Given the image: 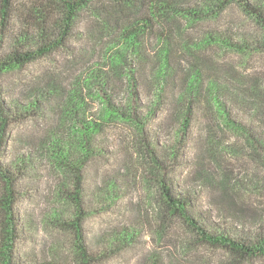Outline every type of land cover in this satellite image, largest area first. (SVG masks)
I'll list each match as a JSON object with an SVG mask.
<instances>
[{
    "label": "rangeland",
    "instance_id": "rangeland-1",
    "mask_svg": "<svg viewBox=\"0 0 264 264\" xmlns=\"http://www.w3.org/2000/svg\"><path fill=\"white\" fill-rule=\"evenodd\" d=\"M94 5L80 12L65 46L0 77L15 115L0 162L20 176L16 264H79L63 223L73 213L75 173L62 155L72 163L80 157L75 127L109 104L126 116L103 121L81 167L87 247L111 253L96 264H264L201 243L162 202L164 183L189 197L188 212L204 228L248 240L264 234L263 29L232 3L198 23L167 17L135 53L123 49L122 26L147 11L139 3L122 13L109 0ZM20 25L12 20L6 50ZM207 32L220 43L183 49ZM159 34L168 36L172 65L157 75ZM194 68L200 80L187 91Z\"/></svg>",
    "mask_w": 264,
    "mask_h": 264
},
{
    "label": "trees",
    "instance_id": "trees-1",
    "mask_svg": "<svg viewBox=\"0 0 264 264\" xmlns=\"http://www.w3.org/2000/svg\"><path fill=\"white\" fill-rule=\"evenodd\" d=\"M101 0H40L39 2L26 3L21 0H0V77L11 70L43 58L44 56L65 46L67 38L71 35L77 17L85 9H94ZM115 4L118 13L136 6L137 3L147 15H139L122 26L120 40L124 50L131 49L135 53L139 50L140 41L144 34L156 37V32L161 27L162 20L167 17H178L198 23L209 18L218 17L229 4H236L244 13L254 18L264 32V7L249 2L248 0H208L204 7H185L170 0H109ZM213 2V3H211ZM93 5V7H92ZM18 18L21 22V32L16 39L17 44L6 50V41L9 38L12 20ZM160 25V26H159ZM35 34V35H34ZM34 35L37 42L32 44ZM165 38V47L160 51L159 74L166 73L172 65L169 57L170 43L168 36ZM220 36L207 32L202 40L189 43L183 47L190 53V48L208 47L220 43ZM225 46L236 49L230 39L224 37ZM236 44V43H235ZM189 45V46H188ZM118 58L115 57L114 60ZM154 67V68H155ZM195 69V68H194ZM191 79L187 91L196 87L200 80L198 70L191 69ZM157 78V77H156ZM135 86V85H134ZM186 92V89H185ZM14 113L9 109L3 99L0 89V156L6 145L10 126L14 121ZM125 112L112 104L104 109L100 117L95 120L80 121L74 129L80 157L73 163L62 155V165L71 173H75L74 186L70 193L73 203V213L70 219L63 220L64 225L71 230L74 239V250L79 264H96L108 258L111 254L106 250L92 252L88 249L83 223L89 215L84 209L80 192L83 177L81 167L86 164L92 150L90 140L103 127V121L114 122L125 118ZM20 176L11 171L0 162V264H16L17 244L20 239L21 222L17 211L20 192L17 188ZM162 202L165 213L175 216L183 221L193 232L197 239L204 244L221 248L240 260H252L264 257V234H259L253 240L232 237L227 232L211 231L198 223L196 218L189 214L190 199L188 196L173 192L169 186L162 184ZM151 264H159L153 260Z\"/></svg>",
    "mask_w": 264,
    "mask_h": 264
}]
</instances>
